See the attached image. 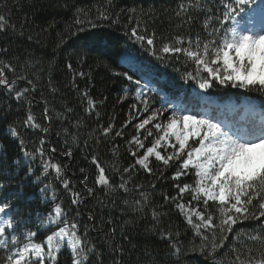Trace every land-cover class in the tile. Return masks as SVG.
Segmentation results:
<instances>
[{"label":"trees","instance_id":"obj_1","mask_svg":"<svg viewBox=\"0 0 264 264\" xmlns=\"http://www.w3.org/2000/svg\"><path fill=\"white\" fill-rule=\"evenodd\" d=\"M188 2L111 0L110 19L104 20L98 18L97 9L104 7L107 0H0V15L6 18L4 29L0 30V70L10 83L14 82L12 92L0 85V204L11 203L8 215L14 218L17 229L7 234L9 239L14 234L21 241L15 246L0 248V264H4L11 251L22 246L25 242L22 234L27 230L37 231L38 235L33 238L37 243L51 233L53 227L42 226L41 219L54 204H60L67 218L78 223L80 233L87 230L88 239L96 246L90 264H114V261L120 264H231L237 255L234 249L244 259L248 248L259 247L249 239V233L259 234L262 223L249 219L237 223L224 246L212 256L188 251L200 245L201 236L187 223L176 203L188 205L192 195L185 192L182 199L175 202L170 198L178 195L176 185L195 187V170L189 169L186 175L174 179L180 161L170 162V166L165 167L154 158L149 161L152 173L139 165L130 168L135 163L130 149L142 155L157 135L153 128L154 135L144 139L147 133L141 130L145 149L128 144L137 135L135 124L149 114L137 113L131 108L133 104L139 106L136 96L142 93L145 74L169 100L182 98L189 108L193 104L190 99L197 97L192 94L196 89L221 103L246 100L264 112V90L258 86L246 90L225 87L214 81L212 88L201 89L199 79L207 73L201 72L196 79L187 78L189 72L196 75L191 60L183 54L159 51L163 43L177 35L207 38L214 21H209L210 27L205 29V20L219 16L222 11L220 0H200L199 9H189L187 14L177 16L179 5ZM77 9L82 10L79 25L74 23ZM137 22L141 34L145 28L147 35L155 34L156 55L146 43L141 44L131 37V29ZM80 28L84 30L79 31ZM126 54H130L141 69L123 65ZM161 56L163 58H158ZM69 63L72 70L67 67ZM80 72L85 75H78ZM117 73H128L140 83L130 82ZM21 76L26 79H18ZM23 89L28 92L17 100L15 91ZM85 91L94 102L91 110ZM144 93L150 98L153 109L167 107L162 94ZM29 112L41 129L24 124ZM130 115L137 119L127 123ZM253 123L259 125L256 120L246 125ZM109 125L111 130L105 133ZM10 126L17 128L19 138L11 136ZM43 128L48 131H42ZM116 132L121 135L117 136ZM20 139L29 152L41 147L43 140L44 159L61 166L60 178L52 169L47 176L43 174L39 155L35 159L24 156ZM53 148L55 152L51 151ZM69 151L71 155H65ZM93 157L105 168L110 187L96 183L98 170L92 163ZM125 168L129 171L125 172ZM63 181L68 182L67 189ZM45 185L49 188L42 193L40 189ZM74 192L80 193L77 204L71 203ZM165 197L169 199L166 201ZM197 203L192 200L191 206L197 207ZM203 208L200 201L198 210ZM208 212L214 218L218 216L217 205L209 202ZM167 233L172 234V240L167 238ZM205 235L211 237L210 233ZM175 241H179L177 246L181 248L178 256L172 247ZM57 264H72L67 248L59 253Z\"/></svg>","mask_w":264,"mask_h":264},{"label":"snow or ice","instance_id":"obj_2","mask_svg":"<svg viewBox=\"0 0 264 264\" xmlns=\"http://www.w3.org/2000/svg\"><path fill=\"white\" fill-rule=\"evenodd\" d=\"M222 11L219 16H209L205 20L204 27H210L209 21H214L211 25V31L208 32L207 38L201 39L197 36L195 39L186 38L177 35L169 42H165L159 51L163 54H183L188 60L195 65L194 76L191 72L187 73V78L196 79L200 77V73H207V76L200 77L199 88L207 90L213 87L215 81L219 85L225 87L250 89L259 87L264 90V7L261 8V20L259 25L252 24L251 27H240V21L244 19V15L250 11V6L256 4V0H220ZM264 5V0H261ZM111 7V0H107V4L97 9L98 18L108 20L110 14L108 8ZM201 7L200 0H189L187 4L181 3L179 11L187 14L189 9H199ZM82 10L77 9L78 16L74 23L79 25L82 20L79 13ZM129 11L134 12V9ZM211 11V9H209ZM239 17V19H238ZM192 19L191 16L188 18ZM114 23L117 21H113ZM6 18L0 15V30L4 29ZM91 23V21H89ZM251 20L248 24H251ZM95 26V25H93ZM137 26L131 29V37H134L141 44L146 43L151 49L152 54L156 55L155 50V34L147 35V29L144 34L138 31ZM83 31V28L78 29ZM75 35V33H72ZM61 43H64L62 40ZM186 45V46H185ZM158 58H163L158 57ZM7 67V65H5ZM72 70V65H67ZM84 76L83 72L78 73ZM123 75L128 81L139 84V80H133L128 73H117ZM18 79H26V77H18ZM14 83V82H12ZM12 83L5 78L3 70H0V85L4 86L9 92L14 91ZM28 83L33 84L32 80ZM35 87V85H33ZM28 89L15 91L17 100L24 97ZM87 98L88 108L94 107V102L87 97V91L84 92ZM139 106L133 104L131 108L137 113H149L139 123L135 124L137 135H134L128 141L129 145H135L137 149H145L144 140L140 138L141 130L148 136H153L152 129L156 130L157 135L151 146L147 147L142 155H138L137 151L130 149V154L135 158V163L130 168L139 165L148 173H152L149 160L154 156L156 161L162 162L165 167L170 166V162L180 161L174 179H179L182 175H186L191 168L195 169V187L184 184L183 187L176 185L178 188L177 197L170 198L173 202L182 199L185 192H190L192 200L197 201V207H192V200L188 205L176 203V207L182 212L187 209L185 218L196 234L201 236L199 246L193 247L188 251L207 253L212 256L218 249L224 246L228 239V234L233 232V228L237 223H243L245 220L261 221V231L257 235L249 233V239L259 244L258 248H248L246 257L241 259L238 250L235 260L231 264H264V117H262L259 125L253 123L251 126L243 130L232 131L226 130L220 122H214L206 114L193 112L179 105L169 108L153 109L150 98L144 96L143 93H137L136 96ZM45 116H47V109ZM71 111V109H69ZM163 117V121L161 120ZM132 117L130 115V123ZM127 123L125 126H127ZM24 124L27 127L41 129V125L36 122L35 117L29 112ZM151 124V128L147 126ZM109 125L105 128V133L111 130ZM42 131L47 132V128ZM10 134L12 137H20L16 127L10 126ZM117 136L121 132H116ZM192 141L195 146L189 144ZM24 140L20 139L23 154L26 157L36 158L37 155L42 160L43 174L47 176L48 170L55 171L57 178H60L62 168L59 164L53 163L51 159H44L45 151L43 148L44 141L41 140V147L35 149L34 152L27 151L24 146ZM171 148V153L162 154L161 149L167 151ZM55 152L56 149H51ZM65 155L70 156L71 152ZM92 163L96 166L98 174L96 183L99 185L109 186V179L105 175V168L100 162L93 157ZM31 172V168L28 170ZM83 171V170H82ZM125 172L129 168L124 169ZM162 174V173H161ZM65 189L69 187L67 181H63ZM121 188L124 187L122 183ZM49 185H45L40 189L42 193H46ZM89 193L92 189H88ZM72 204L80 202V193H72ZM55 193L52 200L55 201ZM169 198L165 197L167 201ZM202 201L204 208L198 210L199 202ZM209 202L217 205L218 216L208 212ZM139 203V202H137ZM12 208L11 203L5 202L0 204V214L4 216L0 222V247L9 248L21 243L17 235L12 234L9 239L7 230L13 232L17 229L14 218L8 215ZM195 217V220L193 219ZM153 218L156 213L153 212ZM219 220V223L215 222ZM41 225H52L53 230L50 234L45 235L39 243L34 241V237L38 235L37 231L27 230L23 233V239L27 241L22 246L11 251L7 255L4 264H57L59 253L67 248L71 253L72 264H90L91 257L96 254V246L88 239V232H79L78 223L70 221L67 218L65 210L60 204H54L45 218L41 219ZM115 231V229H113ZM255 231V230H253ZM205 233H210L205 235ZM169 240L173 239L171 233H167ZM179 241H175L172 247L175 249L174 254L179 255L181 248L177 245ZM114 264H120L114 261Z\"/></svg>","mask_w":264,"mask_h":264},{"label":"rangeland","instance_id":"obj_3","mask_svg":"<svg viewBox=\"0 0 264 264\" xmlns=\"http://www.w3.org/2000/svg\"><path fill=\"white\" fill-rule=\"evenodd\" d=\"M262 7H264V5L261 4V1L257 2L256 6L252 7L249 12L244 14V19L240 21V27H244L246 24L249 27H251L252 24L259 25L261 20ZM249 20H251L252 22L251 24H248ZM123 65H125L127 68L141 69L139 63L130 54L125 55L123 59ZM141 91L143 94H145L144 92L147 91L159 93V91L153 86L147 74H145V76L143 77ZM192 94L196 95L197 97H195L193 100L190 99V102H193L194 104V105L192 104L190 108L182 98L172 101L169 100V98L166 97V95H162V99L164 100V103L167 104V108H169V112H166L165 115L170 114V109L172 106L179 105L193 112H200L202 114H206L209 118H212L214 122L222 123V125L225 127L226 130L231 129L232 131L243 130L246 127H248L246 125L248 121L254 122L255 120H257L260 122L262 117H264V114L262 112L257 111V109H255L254 103L243 101L241 104H236L232 102H227L225 104H222L216 98H212L211 96L207 95L204 91H197L196 89H194ZM163 119L164 118L161 117L162 121ZM189 144L193 145V142L190 140ZM171 151H172L171 148H168L167 151L161 149V152L164 155L171 153ZM152 158H154V156L151 157L150 160ZM189 169L195 170L194 168H191V166ZM186 211L187 209H185V212H182L184 216L186 214ZM3 218L4 216L0 214V222H2ZM193 219L195 220V217H193ZM45 226L54 227L52 225H45ZM26 242L27 241H25L24 243Z\"/></svg>","mask_w":264,"mask_h":264}]
</instances>
